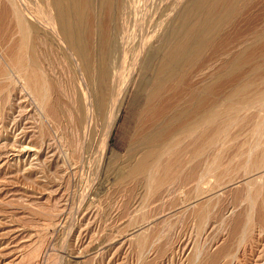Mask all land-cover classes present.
Here are the masks:
<instances>
[{
	"label": "rangeland",
	"instance_id": "1",
	"mask_svg": "<svg viewBox=\"0 0 264 264\" xmlns=\"http://www.w3.org/2000/svg\"><path fill=\"white\" fill-rule=\"evenodd\" d=\"M3 1L6 3V8H3L4 3L3 5L0 3V12L2 11V15L5 14L2 18L0 13V28L4 29H0L1 32L4 31L0 32V71L3 69L4 71L1 72H6L5 55L13 46V43H10L11 40L7 41L11 46L7 45L5 41L12 35V30L6 28H8L7 26L11 28L12 25L14 27L15 23H10L11 20H14L11 17L12 14L7 12V7H9L7 1ZM24 1L35 12L44 8L42 0ZM133 1L138 4L135 9L131 8L130 2ZM186 2L187 0H124L120 13L122 15L118 16L114 22L107 23L109 27L106 26V21L109 22L107 12H105L106 15L103 13L100 17L102 18L100 21L103 22H100L102 24L100 27L103 31L112 34V43L116 46H113V50L116 48V53L112 51L111 55V59L114 58L111 61L115 77L114 85H112L113 94L116 97L120 91H123L121 95H124V107L121 109L110 140L112 148L121 155L125 153L134 127L135 107L130 108L128 103L141 86L140 81L144 71L142 65L149 56L154 57L160 52L161 46L157 41L163 42V39L171 35L173 24L170 19L179 11H181L179 14L182 13L181 8L178 10L176 8ZM8 11H10L9 8ZM6 14L10 15L8 16L10 21ZM237 16L234 18L235 21L233 20L231 25L221 32L223 33L220 35L221 43L210 49L205 55V61L212 59L211 62L214 64H211L207 73H217L222 60L235 56L242 45L243 48L249 46L253 37L264 31V0H250L249 4ZM2 23L5 24L2 25ZM254 30L257 31V34L253 35ZM246 35L250 36L249 40ZM6 37L8 38L6 39ZM14 39L11 42H14ZM239 40L245 43L242 42L243 44L240 45ZM7 46L9 48L5 49ZM45 51L46 49L39 45L36 53L41 62L45 61L47 65L48 62L52 64V68L49 65H44L45 69L49 67L48 71L46 70L48 77L55 80H52V83L50 79V84L58 85L59 88L62 87L61 89L65 86L68 87L70 101L74 100L76 97L73 93L74 83H72V76L69 73L71 71L67 69L64 57L59 56L61 54L55 53L54 50L53 53L52 49ZM135 53H139L138 56ZM50 69V73L54 72L51 76ZM11 80L10 86L8 85L5 92L0 95V264H74L73 261L76 257L79 258L77 264H264V163H261L262 166L259 167L253 166L264 160V107L262 111L261 106L254 105V108L246 115L248 118L243 115L236 126L237 128L232 130L238 135L235 137V141L231 140L230 143L229 139L226 140V147L230 148L223 151L222 161L229 163V166L226 173L218 174L217 177L218 184L223 185L226 190L224 189L214 196L209 207L208 219L206 217L203 222H199L190 216V209L188 208V211L187 206L182 204L183 198L185 199L188 195L193 196L191 191L193 187L191 186L186 187L183 192L179 190L178 186L164 188L156 197L146 192H138L136 188L132 187L109 188L105 191L104 187L100 186L101 189L97 190V188V191H92V195L96 194L94 207H80L82 205L80 200L87 195L88 190L86 191V187L78 189L75 183L79 172L76 173L77 170L70 166L72 165L70 162L77 160L74 157H77V147H79L80 141L77 139L79 137L75 123H73V114L64 104L66 103L65 98L62 99L63 96L60 98V92L54 94L53 91H50L49 104L51 102L50 105L53 109H59L62 105L60 110L64 113L60 117L50 118L40 109L34 98H30L31 94H28L29 92L25 89L22 90L21 85L14 77ZM66 87L63 89L64 91H66ZM64 93L61 91V95ZM57 102H60L61 105L59 106L60 103ZM256 120L258 121L256 122ZM102 122L99 123L100 127L98 125L97 131L93 133L95 137L92 135L91 139L89 138V144L87 143V154L89 155L87 156L91 158H88L89 163L82 172L83 177L86 175V178H89L87 181L92 178L91 176L95 177V167L99 162L95 160L98 157L101 159L100 153L102 152L97 148L101 147L102 134L100 135V133L103 132L104 127ZM259 131L261 132L259 133ZM261 134L262 137H260ZM98 139L100 143L96 141ZM68 142L70 145L72 142L75 143L72 144L75 146H71L77 148L76 153L71 151L72 147ZM256 142L261 143L260 150L249 152V148H252V144L254 147ZM240 150L244 152L241 151L240 154L238 152ZM261 150L263 151L261 152ZM70 151L71 154L76 155L71 156ZM67 156H69V160ZM94 156L97 159H94ZM232 158H234L233 161ZM91 160L92 165L90 164ZM68 161L70 162L68 163ZM247 163L252 166V170L247 167ZM245 165L250 170L246 169ZM259 175L263 177L260 178L261 180L258 178ZM100 177L101 175L97 174V179ZM228 181H231L232 185ZM234 181L237 183L233 184ZM248 181H255L254 184L257 183L255 186L261 188V194L255 196L256 200H253L252 205L247 200L248 198H245V195L248 194L247 191L253 185L250 182V185L247 184ZM218 184L216 185L219 186ZM214 187L216 186L214 185ZM201 189L204 190L206 187L200 188L202 192ZM145 193L149 196L147 200L143 199ZM139 195H142L143 198H140ZM202 202L204 204L206 198L199 200L197 203L199 205L196 204L195 208L202 205ZM256 204L257 206H254ZM248 208L250 210L255 208V211L250 213L247 211ZM248 216H251V223L249 222L250 218H244ZM245 223L249 224L246 228L247 231L244 229L247 225ZM132 229L139 231L130 236ZM91 251L93 252L91 253ZM61 258H63L62 261ZM71 258L73 261L70 263ZM192 258L195 259V262Z\"/></svg>",
	"mask_w": 264,
	"mask_h": 264
},
{
	"label": "bare ground",
	"instance_id": "2",
	"mask_svg": "<svg viewBox=\"0 0 264 264\" xmlns=\"http://www.w3.org/2000/svg\"><path fill=\"white\" fill-rule=\"evenodd\" d=\"M5 1H7V6H9L7 7V12L12 14L11 17L14 20H11L10 23H15L14 27L13 25L11 28L7 26L8 28L6 29H11L12 35L10 32L9 34L16 38L14 39L10 36V39L6 37L8 39L5 40L7 45L13 43V46L10 44L11 48L8 46L5 48H9L10 50L6 52V55L4 54L7 60V63L5 62L7 70L6 72H1L3 69L0 71V95L5 92L4 90L8 85L10 86L9 82L14 77L21 85L22 90H27L28 94H31V97H29H33L40 109L50 118L60 117L64 113L60 110L62 106L60 103L62 102L60 101L61 99L59 100L60 104L57 102L59 106L61 105L59 109H53L52 105H50L51 102L49 104V93L53 91L54 94H58L60 92V98L62 96V99L65 98L66 103L64 104L72 112L70 113L73 114V123H75L78 132V135H76L79 137L77 139L80 141L79 147H77L78 145L76 146L78 150L72 147L75 146L72 145L75 144L74 142H72V146L68 142L69 146L73 149H71L73 153L74 151L75 153L78 151L77 157H74L77 160L73 159L74 161L71 160L72 162L68 161V163H72L70 166L77 170L76 173L79 172L75 183L78 189L86 187V191L88 190V193L86 192L87 195L82 199L79 198L82 201L80 202L82 203L80 207L94 205L96 194L92 195V191L94 192L97 188V190L101 189L99 188L100 186H103L104 188H102L105 191L109 190V188L121 189L120 187H124L125 189V187H132L136 188L138 192H146L155 197L164 188L169 189L178 186L179 190L183 192L186 187L191 186L193 187L191 190L193 196H185L186 198L182 199V204H185L186 208L190 209L191 217L197 219L199 222H203L210 215L209 207L211 206V201L215 198L214 196L225 189L223 185L218 184L217 177L223 172H227L229 166V163H223L224 161H222L223 151L230 148L226 147V140L229 139L230 143L231 140L235 141L234 139L238 135L235 134L236 132L233 133L234 128L239 124L243 115L246 116L247 113H250L254 105L261 106L262 111L264 107V31L253 37L249 46L243 48L242 45V48L239 47L240 50H236L238 53L232 58L221 59L223 62L221 63V67H219L220 70H216L217 73L215 74L207 73L211 64H213L211 62L212 59L208 61L204 59L210 49L215 46L217 47L221 43L220 35H223L221 32H224L233 20L235 21L234 18L249 4L250 0H187L186 3H182V5L176 8V10L181 8L182 13L179 14L181 11H177L178 13L170 19L172 20L170 21L172 22L171 24H173L171 35L163 39V42L157 41L161 46L160 52L157 55H154V57L149 56L147 60L144 59L146 62L144 61L145 65L144 63L142 65V70L144 71L143 75L141 74V86L135 92L134 98L128 103L130 108L135 107L134 127L124 155L116 152L110 145L121 109L124 107V95H121L123 91H120V94L115 97L112 88L115 77L111 61L114 58L111 59V55L112 51L115 52L116 48L115 50L113 48L116 46L112 43V34L108 33V31H103L102 27H100V24L103 23L100 21L103 13L107 12L109 22L106 21V24L114 22L118 16L122 15L120 13L124 0H42L44 8L39 12L33 11L24 0ZM0 3L3 5L4 1L2 0ZM5 4L3 8H6ZM130 4L132 9L137 8V2L133 1ZM8 8L11 12L8 11ZM4 15L1 13L2 18H4ZM6 15L7 17L10 16ZM92 24L93 26L91 27ZM106 26L109 27L108 24ZM103 28L106 27L103 26ZM0 29L3 28L1 27ZM7 30L5 31L7 32ZM254 34H257V31ZM248 35L246 36L248 37ZM249 37L247 38L248 40ZM12 39H14V42H11L13 41ZM8 40H11L10 43L7 42ZM242 42L238 41L240 45ZM39 45H42L46 51L47 49L48 51L52 49V52L54 50L56 51L55 53L61 54L59 56L64 57L67 64L66 67L71 71L69 73L72 78L70 75L69 78L74 83L73 93L76 95L74 100L70 101V89L68 87L64 85L66 87V91H64L65 87L61 89L62 87L59 88L58 85L52 84V80L54 79L49 78L47 74V68L49 67L45 69L46 66H44L47 63L45 61L46 64L41 62L37 56L36 52ZM222 48L224 49L225 47ZM5 49L3 50L4 52L6 51ZM135 51L137 52L138 50ZM138 54L136 55L138 56ZM64 59L61 58L62 61ZM49 63L48 65L52 68V64ZM50 71L51 69L49 70L51 76L54 72L50 73ZM50 79L51 84L49 82ZM57 79L60 78L57 77ZM54 83L59 84L58 82ZM61 91L65 93L61 95ZM259 111L261 110L259 109ZM260 118H262L261 115ZM100 122L104 125L103 132L100 133V135L102 134V137L100 136L101 145L99 144L101 147L99 146L100 149L97 148V150L102 152L100 153L101 159L97 156L98 160L95 157L96 155L94 156V159H97L95 161H99L98 164L96 162L97 166L93 165L94 167L96 166L95 177L93 175L87 181L89 178H86V175L83 177L82 174L84 168L89 163L88 158H91L87 154V143L93 133L97 131L98 125L100 127ZM257 124L259 125L260 123ZM260 127L258 126V129ZM93 136L95 137V135ZM260 137H262V134ZM96 141H99V139ZM260 147L261 143L256 142L254 147L252 144V148H249V152L260 150ZM67 151L69 150L67 149ZM241 151L238 152L241 154ZM73 153L71 156L76 155H73ZM233 160L234 158H232ZM261 163H264V160L252 165L259 167L262 166ZM70 166L68 165V168ZM247 167L251 168L252 166L248 165ZM247 167L246 169H248ZM220 171L221 173H219ZM97 174L101 175L99 179H97ZM259 176V179L263 178ZM83 178H86V180H83ZM230 182L228 181V183ZM254 182H250L253 185L247 191L248 194L246 195L248 197L245 195L250 205H252L253 200H256L255 196L261 192V188H257V183L254 184ZM235 183L237 182L234 181L233 184ZM202 185L205 186L200 187ZM199 187H206V189H201V192ZM146 193L144 194V198L141 197L143 194L139 195L140 198L147 200L149 196ZM80 195L82 196L83 194ZM145 195H147L146 198ZM204 198H206V202L204 204L202 202V205L196 209V204ZM213 204L212 206L214 207ZM254 206H257V204ZM254 209L247 211L253 213ZM244 218H250L249 222L251 223V216ZM249 224L246 227L244 226L245 231L248 230L246 228ZM137 231L139 230L132 229L130 236ZM77 259L79 258L76 257L75 261H73L71 258L70 263L73 261L74 264H77Z\"/></svg>",
	"mask_w": 264,
	"mask_h": 264
}]
</instances>
